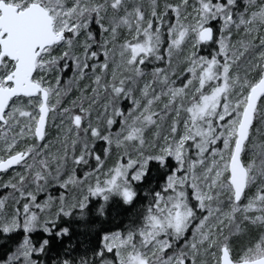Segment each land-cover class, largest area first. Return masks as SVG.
I'll list each match as a JSON object with an SVG mask.
<instances>
[{"label":"snow or ice","instance_id":"obj_1","mask_svg":"<svg viewBox=\"0 0 264 264\" xmlns=\"http://www.w3.org/2000/svg\"><path fill=\"white\" fill-rule=\"evenodd\" d=\"M0 264H264V0H0Z\"/></svg>","mask_w":264,"mask_h":264}]
</instances>
